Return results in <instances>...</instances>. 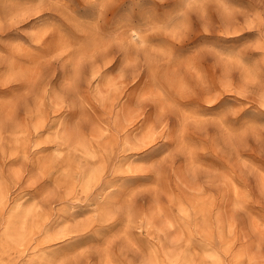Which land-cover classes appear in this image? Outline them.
Masks as SVG:
<instances>
[{
  "label": "rangeland",
  "instance_id": "374dc122",
  "mask_svg": "<svg viewBox=\"0 0 264 264\" xmlns=\"http://www.w3.org/2000/svg\"><path fill=\"white\" fill-rule=\"evenodd\" d=\"M118 7L127 5L121 0H87V5L82 0H0V35L13 42L0 53V64L8 67L0 79L27 85L15 95L0 93V264H223L218 246L233 264H264L256 157L213 152L198 159L195 148L185 146V162L176 153L151 164L128 159L155 142L169 123L162 118L176 111L182 112L186 129L206 131L209 118L178 109L172 99L173 94L183 100L194 95L189 80L203 82L200 65L206 58L221 66L219 85L225 91L244 96L258 79L259 69L245 65L240 52L204 46L176 59L171 48L149 38L163 35L179 43L188 35L190 18L199 17L206 30L219 25L228 40L201 36L184 52L203 41L231 46L259 32L264 13L257 8L237 15L230 0L211 6L205 0H181L167 19L149 17L145 30L102 34L98 21ZM49 24L55 26L34 29ZM54 27L61 30L60 39L46 59L75 61L74 72L89 86L77 98L78 106L46 89L39 63L24 62L30 51L24 35L39 44ZM80 36L88 39L73 41ZM248 47L259 51L264 43L257 39ZM114 49L136 55L113 71L119 63ZM140 54L151 84L138 91L146 79ZM255 100L264 104V96ZM206 101L214 103L215 97ZM77 107L66 121L65 113ZM159 154L157 149L138 159L151 161ZM233 171L232 183H224ZM122 177L129 178L121 195L113 196L120 188L114 181Z\"/></svg>",
  "mask_w": 264,
  "mask_h": 264
},
{
  "label": "clouds",
  "instance_id": "9594fccd",
  "mask_svg": "<svg viewBox=\"0 0 264 264\" xmlns=\"http://www.w3.org/2000/svg\"><path fill=\"white\" fill-rule=\"evenodd\" d=\"M207 4L214 5L218 0H205ZM82 3L87 5V0H82ZM237 6V15H243L247 11L259 8L264 13V0H233L232 2ZM121 4L127 5V8L118 7L111 15L105 13L103 19L99 20V27L102 34H109L114 31H127L129 29L145 30L149 17L153 20H165L169 15L174 13L181 4V0H151L149 6L144 5V0H121ZM169 5L170 7L161 10L158 6ZM95 10V9H94ZM240 10H243L241 12ZM91 20L96 21L94 15ZM191 25L186 39L177 43L176 41L164 37L163 35L152 36L149 38L151 44H156L173 50L176 59H182L190 55L196 49L204 46H211L222 51L240 52L243 63L249 67L257 68L258 79L255 84L249 88V92L241 96L235 92L225 91L220 87L219 81L223 78V70L217 64L215 58L208 57L200 65L203 73V82L190 79L189 83L193 89L194 95L187 100H183L176 95H172V99L176 102L178 109L184 111H195L202 117L209 118L208 127L205 132L195 133L191 126L187 129L184 125V119L181 111H176L170 117L162 119L169 120L166 128H161L159 138L155 142L149 144L140 153L128 157L138 163L151 164L166 156L169 153H176L181 162L187 159V148L194 147L198 159L210 158L213 152H230L237 156L243 155L245 152L251 156L256 157L257 175L260 177L261 186L257 193V198L260 202V211L257 213L264 217V104L257 105L255 97L264 96V47L259 51L248 47L252 42L260 39L264 43V20L261 21V29L259 32H254L253 36L244 39L238 44L231 46H218L215 41H203L193 47L187 52L183 50L194 39L198 37H216L218 39L228 40L219 32V25L212 26L210 30L204 27V21L199 17L189 20ZM54 24L43 25L34 29H41L44 27H52ZM26 32L28 30H25ZM61 30L53 28V31L42 43H35L31 36L24 35L28 38V43L23 42L29 48V54L25 59V63H39L45 70L44 85L46 89L58 93L68 103L77 102L78 97L86 94L89 90L86 79L83 76L78 77L73 70L72 63H66L65 60H57L55 63L49 62L46 58L50 57L55 51L57 43L60 39ZM6 35H0V53L10 50L13 42L5 41ZM80 40H73L79 42L88 37L80 36ZM112 55L118 58L119 63L113 71L120 70L126 58L136 55L133 51H122L114 49ZM139 64L145 73L146 79L143 81L138 91L147 88L151 84V75L148 67L144 64L143 54L139 56ZM8 72L6 65L0 64V74ZM233 78L239 82L240 73L235 71L232 73ZM133 86L137 85V81H132ZM206 83L207 86H204ZM27 85L24 81H19L16 84L8 83L0 79V93L4 95H15L24 90ZM209 96L215 97L214 103H208L206 98ZM78 111V107L74 112H66L64 119L71 120ZM251 112L254 116H247L245 113ZM151 119V117H150ZM147 123V122H146ZM255 131H252V129ZM247 130V134L245 133ZM259 139V143L257 140ZM184 149L180 151V149ZM160 149L158 158L151 161H142L138 156L142 153L154 152ZM237 173L233 171L229 177H226L224 183L231 184V176ZM243 174H241L242 178ZM129 177L118 178L114 183L119 184L120 188L112 193L113 196H120V189L123 182ZM151 178V177H150ZM138 186V185H137ZM209 240V245H211ZM261 247H264V239L260 241ZM220 254L224 257L223 264H233L232 257L228 252L218 246Z\"/></svg>",
  "mask_w": 264,
  "mask_h": 264
},
{
  "label": "snow or ice",
  "instance_id": "6c2138e0",
  "mask_svg": "<svg viewBox=\"0 0 264 264\" xmlns=\"http://www.w3.org/2000/svg\"><path fill=\"white\" fill-rule=\"evenodd\" d=\"M230 2H233V0H230ZM94 7H96V6L94 5Z\"/></svg>",
  "mask_w": 264,
  "mask_h": 264
}]
</instances>
